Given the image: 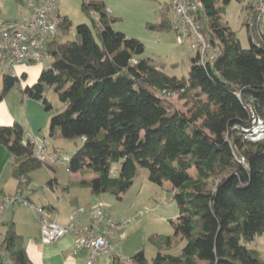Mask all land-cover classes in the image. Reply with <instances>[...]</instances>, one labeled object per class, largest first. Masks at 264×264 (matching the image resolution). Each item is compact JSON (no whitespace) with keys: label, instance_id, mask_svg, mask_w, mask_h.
Wrapping results in <instances>:
<instances>
[{"label":"trees","instance_id":"obj_1","mask_svg":"<svg viewBox=\"0 0 264 264\" xmlns=\"http://www.w3.org/2000/svg\"><path fill=\"white\" fill-rule=\"evenodd\" d=\"M198 1L203 7L194 17L215 56L201 65L195 55L188 79L170 77L143 58L144 44L114 29L104 0H83L90 25L78 26L75 39L63 41L72 28L64 17L50 46L52 64L23 92L51 111L44 94L53 88L62 109L51 120L50 136L82 141L68 171L83 179L70 181L66 190L119 198L140 169L148 170L152 183L172 185L179 210L171 221L173 236H152L155 257L149 260L140 251L134 264H264L263 254L250 247L264 234V139L254 142L243 133L255 119L264 121V37L258 36L249 3L244 25L250 48L244 49L223 21L232 0ZM173 15V4H165L159 23L150 28L176 31ZM21 79L4 77L0 103ZM172 94L186 111L175 110ZM27 134L18 122L0 125V145L13 160L16 195L29 200L35 192L32 174L45 162L35 156ZM0 247L11 264H32L13 224ZM111 259L126 264L116 253Z\"/></svg>","mask_w":264,"mask_h":264},{"label":"rangeland","instance_id":"obj_2","mask_svg":"<svg viewBox=\"0 0 264 264\" xmlns=\"http://www.w3.org/2000/svg\"><path fill=\"white\" fill-rule=\"evenodd\" d=\"M83 0H56L57 8L62 17H67L72 22L69 34L63 37V41H73L75 39L76 28L82 24L90 25L89 18L82 11ZM106 6L113 11V24L117 32L126 35L127 38L137 39L144 44L145 53L143 58L151 59L166 75L177 79H188L191 69V59L195 57V52L188 46H180L177 42L176 31L174 29L159 32L150 25L159 23V10L169 0H105ZM248 0H232L223 16V21L234 31L244 49L250 48L247 36V29L244 22L247 11L244 10ZM21 11L16 0H0V21L16 19V14ZM15 15V16H14ZM173 25L175 18H172ZM215 53L212 51L210 57ZM53 61V60H52ZM51 62H37L31 64H18L14 66V73L21 79L20 85L11 90L5 99L0 103V125L12 126L18 122L25 127L26 131L35 134L38 141L47 140L50 144L48 153L54 154L56 150L62 162L52 163L49 159L44 166L32 174L35 192L33 199L37 204L57 203V193L52 190L51 180L55 177L61 186L67 188L70 181L78 180L82 176L68 171V161L82 146L80 140H68L62 138H52L50 136V124L52 118L62 109V104L53 88L45 91L46 99L53 107L47 111L43 101L35 100L24 94L26 87L35 85L42 72L49 68ZM4 74L0 75V92L3 89ZM20 86V88H19ZM170 100L174 104L175 110L186 111L184 101L179 100L177 94H172ZM4 148V147H3ZM5 149V148H4ZM3 152V151H2ZM4 156L9 158V164L13 163L8 151L5 149ZM192 170V174H194ZM83 178V177H82ZM90 179L92 176L84 177ZM58 192H63L57 187ZM72 196H78L82 203H85L86 194L91 195L89 190L71 188ZM68 195L65 194L66 200ZM175 191L170 183L158 185L149 180L147 169H140L130 189L119 198L106 195L104 204L108 210L119 219H135L125 231V234L118 236L114 240V245L118 249V255L126 264H134L132 257L143 251L149 260L156 255V250L150 238L157 235L173 236L171 221L179 216L178 206L174 199ZM121 217V218H120ZM250 247L259 249L264 256V234L260 235ZM116 249V250H117ZM179 254L180 247L172 251Z\"/></svg>","mask_w":264,"mask_h":264},{"label":"built area","instance_id":"obj_3","mask_svg":"<svg viewBox=\"0 0 264 264\" xmlns=\"http://www.w3.org/2000/svg\"><path fill=\"white\" fill-rule=\"evenodd\" d=\"M173 4L177 42L180 46H188L198 56V62L205 65L210 58L212 46L202 34L194 14L202 9L198 0H170ZM256 13L258 36L264 37V0H248ZM27 12L16 21H6L0 24V75L16 77L14 66L37 62H51L54 55L50 46L61 33L64 23L58 11L56 0H27ZM108 13H111L108 9ZM245 137L251 141L264 139V121L255 119L252 128L243 129ZM27 139L35 147V156L41 161L49 159L52 163H60L57 151L48 153L50 146L47 140L38 141L27 134ZM68 161V158L63 159ZM241 163L245 159L240 160ZM16 204H22L33 209L37 215L41 228V242L50 245L68 235L77 238L73 255L88 252L87 264H97L102 253L115 254L116 247L112 241L125 234L126 228L135 219H119L113 217L103 202H97L89 208L75 207L70 214L69 224L60 225L56 220L53 208L35 206L24 196L13 195L3 199L0 204V225L5 211ZM90 214L89 222L81 223L86 213ZM0 256L4 264H11L6 251L0 247ZM123 260V259H122ZM111 264V261H110Z\"/></svg>","mask_w":264,"mask_h":264},{"label":"crops","instance_id":"obj_4","mask_svg":"<svg viewBox=\"0 0 264 264\" xmlns=\"http://www.w3.org/2000/svg\"><path fill=\"white\" fill-rule=\"evenodd\" d=\"M16 1L19 4L21 11L16 14L17 16L14 21L20 19L23 13L27 12L28 10L26 7L27 0ZM110 12L111 14H113L112 10H110ZM6 21L10 20L0 21V24ZM27 133L30 136H34L35 138H37L35 134H31V132L28 131ZM4 151L5 149L2 145H0V204L2 203L4 198L16 195L17 193V182L12 175V165L11 168H8L10 167L9 158H7V156H4ZM80 179L83 178L81 177L78 180ZM57 187L61 188L63 191V186H61V183H58L52 187V190L57 193L56 204L52 205L50 203H47L48 201H46V203L37 204L33 199V194L29 196V201L35 206L53 208L56 213V220L62 226H67L69 224L70 214L73 208H89L97 202L104 203L105 201H107L106 195L93 196L91 194L89 196L88 194H86V197L84 198L85 203H82L80 197L72 196L70 192L71 188L68 190L64 188V191L59 193ZM65 194L68 195V200H66ZM109 213L113 217L119 218L114 216L110 211ZM89 219L90 214L88 212L82 216L81 223L86 224L89 222ZM11 224H13L17 234L23 237L24 247L32 264H87L88 252L83 251L79 255H73V249L77 241V238L74 235L65 236L58 242L50 245H45L41 242V228L38 222L37 215L33 209L22 204H16L5 211L2 217V224L0 225V240L4 237L8 229L11 227ZM114 240L112 241L113 245ZM115 253L117 256H119L118 249ZM111 260V254L104 252L99 257L97 264H110Z\"/></svg>","mask_w":264,"mask_h":264},{"label":"water","instance_id":"obj_5","mask_svg":"<svg viewBox=\"0 0 264 264\" xmlns=\"http://www.w3.org/2000/svg\"><path fill=\"white\" fill-rule=\"evenodd\" d=\"M53 55L55 56V53Z\"/></svg>","mask_w":264,"mask_h":264}]
</instances>
